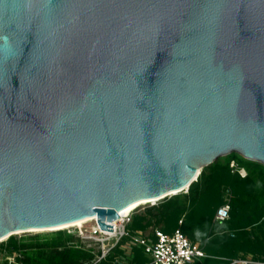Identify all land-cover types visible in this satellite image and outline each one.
I'll return each mask as SVG.
<instances>
[{
	"label": "water",
	"instance_id": "1",
	"mask_svg": "<svg viewBox=\"0 0 264 264\" xmlns=\"http://www.w3.org/2000/svg\"><path fill=\"white\" fill-rule=\"evenodd\" d=\"M234 153L264 165V0H0V243Z\"/></svg>",
	"mask_w": 264,
	"mask_h": 264
},
{
	"label": "trees",
	"instance_id": "2",
	"mask_svg": "<svg viewBox=\"0 0 264 264\" xmlns=\"http://www.w3.org/2000/svg\"><path fill=\"white\" fill-rule=\"evenodd\" d=\"M231 160H236L247 170V177L242 178L239 173L233 172ZM206 169L187 194L166 198L159 206L148 208L146 213L151 215L157 211L156 217L165 223L163 230L166 232L181 228L191 240H206L212 236L209 240L211 244L205 246L210 257L203 264H230L231 260L245 258L248 254L264 261V165L234 157ZM226 187L231 188L233 194L231 217L220 224L224 231L213 235L214 218L225 202L222 191ZM182 218L184 222L180 225ZM146 219L141 215L134 216L129 229L146 230L150 224L145 223ZM212 242L220 247L212 245ZM7 244L24 257L23 264H84L93 258L92 252L80 247L65 230L34 236L29 243L12 236ZM4 245H0V254ZM137 252L143 256L140 249Z\"/></svg>",
	"mask_w": 264,
	"mask_h": 264
},
{
	"label": "built area",
	"instance_id": "3",
	"mask_svg": "<svg viewBox=\"0 0 264 264\" xmlns=\"http://www.w3.org/2000/svg\"><path fill=\"white\" fill-rule=\"evenodd\" d=\"M233 172L247 177L248 172L239 166L236 160H231ZM231 188H225V202L215 215V223L223 224L231 217ZM120 220V221H119ZM111 230H102L96 219L89 235L84 239L90 241L87 246L80 245L90 250L93 258L84 264H203L210 257L205 250L203 239L191 240L181 228L173 232H166L160 228L152 230H130L132 216L120 218ZM184 218L179 221L182 225ZM211 237L207 238L209 241ZM86 245V244H85ZM142 251L143 256L138 254ZM230 264H264L254 259L253 256L236 258Z\"/></svg>",
	"mask_w": 264,
	"mask_h": 264
},
{
	"label": "rangeland",
	"instance_id": "4",
	"mask_svg": "<svg viewBox=\"0 0 264 264\" xmlns=\"http://www.w3.org/2000/svg\"><path fill=\"white\" fill-rule=\"evenodd\" d=\"M238 158L239 160L241 161H245V162H254V161H250L248 159H245L243 156H241L240 154H237V153H234V154H231L229 156H226V157H222L220 158L217 162H221V163H225L227 162L229 159H233V158ZM216 162V163H217ZM214 163V164H216ZM213 165V164H212ZM208 166L206 167L205 169L206 170H209V168L212 166ZM228 188V187H226ZM223 198L225 197V188H223ZM188 191L186 192H182V193H179V194H187ZM174 196V195H172ZM171 196V197H172ZM169 197V198H171ZM168 198V199H169ZM165 200V199H164ZM164 200H158L156 202H152V203H148V204H145L139 208H137L132 214V218H134V216L136 215H141V216H144L146 217V222H150L149 226H148V230H152L154 228H160V229H163L164 226H165V223L163 222H160V220L156 217L157 216V211L153 212L151 215L147 214L146 211L148 208L154 206V205H157L159 206L162 202H164ZM95 221L96 220H91V221H88L86 223H83L82 225H77V226H72V227H68V228H63L62 230H65L67 233L71 234L74 238V241L80 245H84V246H87L90 241H87L84 239V236H87L90 234L91 232V229L92 227L95 225ZM214 227H213V230L211 231V234L215 235V234H219L220 232H223L224 231V228L219 224H216L215 223V218H214ZM60 230V229H59ZM57 232L56 231H53V230H46V231H32V230H29V231H23L22 233H19L18 235H16L15 237L18 239V240H25L26 243H29L31 242V238L34 237V236H37V235H49V234H52V233H55ZM212 238V236H211ZM211 238L209 240H211ZM204 240V244L205 246H209V241H207V239H203ZM9 239H7L6 241L0 243L3 244L5 243L4 247H3V251L1 252L0 254V264H23V259L24 257L20 254V252L18 250H15L12 248V246H9L7 243H8ZM86 244V245H85ZM215 245V242H212V245ZM215 246H219L220 245H215ZM210 253V252H208ZM247 256H253L252 254H248ZM264 258V256H262ZM259 261V260H258ZM264 262V261H262Z\"/></svg>",
	"mask_w": 264,
	"mask_h": 264
},
{
	"label": "bare ground",
	"instance_id": "5",
	"mask_svg": "<svg viewBox=\"0 0 264 264\" xmlns=\"http://www.w3.org/2000/svg\"><path fill=\"white\" fill-rule=\"evenodd\" d=\"M201 167L198 168V171L195 175V178L194 179H198L199 176L201 175ZM188 188V186H187ZM182 192H186V191H171V192H168L167 194H164L162 197H158V198H153V199H138V200H135L134 202L130 203L128 206H126L122 213H121V218H126L128 216H131V214L139 207L145 205V204H148V203H152V202H156L158 200H161V199H164L166 198L167 196H172V195H177L179 193H182ZM96 216H91V217H86V218H82V219H79V220H76V221H72V222H68V223H65V224H61V225H58V226H55V227H49V228H33V229H27V230H18L15 232V234H19V233H22L23 231H29V230H32V231H48V230H53V231H56V230H62L63 228H68V227H72V226H77V225H82L83 223H86L88 221H91V220H96ZM120 221V220H119ZM114 224H117V221L114 222ZM8 239V236L1 239V241H6Z\"/></svg>",
	"mask_w": 264,
	"mask_h": 264
}]
</instances>
